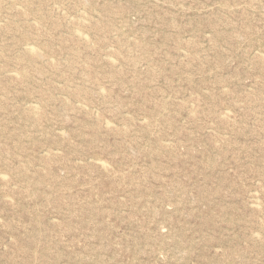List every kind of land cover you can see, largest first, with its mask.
<instances>
[{
  "label": "rangeland",
  "instance_id": "1",
  "mask_svg": "<svg viewBox=\"0 0 264 264\" xmlns=\"http://www.w3.org/2000/svg\"><path fill=\"white\" fill-rule=\"evenodd\" d=\"M0 264H264V0H0Z\"/></svg>",
  "mask_w": 264,
  "mask_h": 264
},
{
  "label": "bare ground",
  "instance_id": "2",
  "mask_svg": "<svg viewBox=\"0 0 264 264\" xmlns=\"http://www.w3.org/2000/svg\"><path fill=\"white\" fill-rule=\"evenodd\" d=\"M22 9V8H21ZM103 11H105L106 13L108 12V10L105 8V9H103ZM84 22V21H83ZM67 27V26H66ZM198 31H199V28H198ZM85 34V33H84ZM83 35V34H82ZM86 36V35H85ZM84 36V37H85ZM83 37V38H84ZM25 49L30 53V54H33V48L31 47V46H29V45H26L25 46ZM112 49V48H111ZM181 58V57H180ZM10 73V72H9ZM12 73V72H11ZM6 74V73H5ZM18 75V74H17ZM16 75V76H17ZM99 91V90H98ZM101 91H102V89H101ZM100 91V92H101ZM103 92V91H102ZM44 102H46V101H44ZM27 105V104H26ZM32 105V104H31ZM35 106V105H34ZM81 106H83V105H81ZM191 107H192V105H190ZM64 107V109H66V105L65 106H63ZM33 108V107H32ZM97 111V110H96ZM225 111H227V110H225ZM127 115V114H126ZM153 115V113L151 114V115H149V117H151ZM106 123H108V121L107 122H105V126H107L108 124H106ZM84 124V123H83ZM112 124V123H111ZM110 124V125H111ZM87 128H92V129H96V127H93V126H87L86 124H84V129H87ZM62 131V130H61ZM96 139H97V136H94V139H92V142H94V141H96ZM57 152V151H56ZM59 152V151H58ZM94 155V154H93ZM80 162V161H79ZM96 162V161H95ZM101 163H104V162H101ZM105 164V163H104ZM255 192V191H254ZM248 194V193H247ZM257 200V199H256ZM253 205V204H252ZM54 220V219H53ZM4 246V245H3Z\"/></svg>",
  "mask_w": 264,
  "mask_h": 264
}]
</instances>
